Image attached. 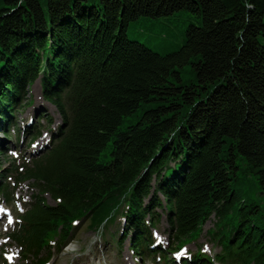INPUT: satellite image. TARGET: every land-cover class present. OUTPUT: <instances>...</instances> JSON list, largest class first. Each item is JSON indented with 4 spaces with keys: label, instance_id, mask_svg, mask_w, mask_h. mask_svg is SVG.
<instances>
[{
    "label": "trees",
    "instance_id": "16d2710c",
    "mask_svg": "<svg viewBox=\"0 0 264 264\" xmlns=\"http://www.w3.org/2000/svg\"><path fill=\"white\" fill-rule=\"evenodd\" d=\"M0 1V126L11 134L38 79L62 117L27 164L38 193L10 235L24 258L46 264L76 222L100 230L121 216L118 244L128 238L145 261L264 264V0ZM180 10L200 23L179 49L162 54L129 37L131 21ZM186 64L196 82L183 78ZM8 171L15 180L24 172L0 163V195L11 202ZM163 214L166 248L152 232ZM213 216L208 233L221 250L177 262L171 252Z\"/></svg>",
    "mask_w": 264,
    "mask_h": 264
},
{
    "label": "rangeland",
    "instance_id": "374dc122",
    "mask_svg": "<svg viewBox=\"0 0 264 264\" xmlns=\"http://www.w3.org/2000/svg\"><path fill=\"white\" fill-rule=\"evenodd\" d=\"M5 5L6 2L0 1V8ZM192 23L199 24V18L187 10H180L166 16H141L131 21L128 34L130 38L139 40L151 49L166 54L179 49L184 43L185 30ZM261 40L264 42V37ZM191 69L192 64H186L182 68V75L186 83L196 82ZM27 92V98L15 113L16 124L11 129V134L6 136L5 127L0 126V149L5 150L0 151L1 165L4 169L18 167L24 172L18 180H15L11 174L9 175V171L5 173L10 180L13 200L9 202L6 197L0 195V213H4L0 222V264L2 258H5L4 253H8L10 264H35L33 258L23 257L21 249L10 235L19 221L20 214L25 211L26 204L32 200L33 194L38 193L33 181L25 178L27 164H30L45 151L52 141V132L56 131L62 122L57 107L43 97L40 79L28 87ZM29 101L31 102L28 103ZM154 104V102L145 104V107ZM145 107L139 108V113H142ZM133 119L131 116L124 119L121 128H125ZM40 129L41 134L33 138L35 130ZM109 158V151H103L101 161H106ZM46 197L50 204L55 203V200L48 194ZM256 200L261 205L258 219L260 223L264 224V195H257ZM158 212L162 213L160 209ZM9 216H12L13 219L11 223ZM123 223L124 219L120 216L114 223L98 230L89 226L88 218L76 222L77 229L70 236V240L61 244L58 249H53L54 258L48 264H161L156 260L145 261V259L135 256L130 249L128 238L121 246L118 244ZM214 225H216L215 216L205 223L198 239L186 244L181 249L182 257H189L197 250H201L213 258L221 250V247L208 233V230ZM168 228L166 217L163 214L160 224L155 230L154 228L152 230L156 245L166 248L171 244L173 239ZM216 264L221 263L217 262Z\"/></svg>",
    "mask_w": 264,
    "mask_h": 264
},
{
    "label": "bare ground",
    "instance_id": "6f19581e",
    "mask_svg": "<svg viewBox=\"0 0 264 264\" xmlns=\"http://www.w3.org/2000/svg\"><path fill=\"white\" fill-rule=\"evenodd\" d=\"M3 215H4V213H0V222H1V220H2V217H3Z\"/></svg>",
    "mask_w": 264,
    "mask_h": 264
}]
</instances>
